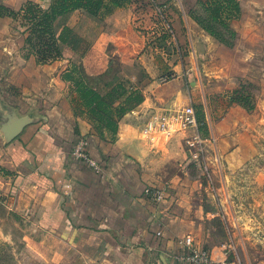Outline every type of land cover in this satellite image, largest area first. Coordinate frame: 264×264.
<instances>
[{
  "label": "crops",
  "instance_id": "obj_1",
  "mask_svg": "<svg viewBox=\"0 0 264 264\" xmlns=\"http://www.w3.org/2000/svg\"><path fill=\"white\" fill-rule=\"evenodd\" d=\"M30 1L45 3L0 0V169L7 172L0 174V189L10 194L12 210L34 219L27 241L41 264H183L176 256L188 235L208 249L199 237L211 214L208 190L203 178L189 175L195 132L176 125L164 132L145 129L149 121L196 103L182 83L193 68L171 55L157 60L148 50L158 37L156 24H162L156 6L168 11L180 42L190 49L188 61L201 58L203 71L215 77L216 91L208 93H226L213 115L209 96L198 103L209 127L203 133L199 123V133L223 164L244 152L256 155L255 143L245 151L244 138L251 142L264 123V0H238L231 46L192 17L211 0L193 6L190 0H138L97 19L77 11L69 23L90 44L88 52L81 57L66 48L64 57L47 63L38 61L21 21L11 16ZM167 74L176 79L162 83ZM69 75L98 78L107 90L116 79H126L144 98L119 120L115 134L102 136ZM237 91L250 96V110L238 102L229 105ZM79 146L91 162L75 155ZM149 186L165 190L162 202L145 195Z\"/></svg>",
  "mask_w": 264,
  "mask_h": 264
},
{
  "label": "rangeland",
  "instance_id": "obj_2",
  "mask_svg": "<svg viewBox=\"0 0 264 264\" xmlns=\"http://www.w3.org/2000/svg\"><path fill=\"white\" fill-rule=\"evenodd\" d=\"M190 2L191 6L197 0ZM199 9L196 10L201 11ZM164 15L169 26L159 17L162 24L159 25L158 21L155 27L158 30L155 32V38L158 37L150 41L152 45L148 50L157 60L164 61L171 55L174 62L193 68L190 79L186 82L182 80L192 92V102H196L190 106H194L196 111L197 108L204 107L198 103L207 95L212 101L210 113L213 115L216 104L220 105L226 93H208V88L211 92L216 91L215 77L206 71V67L203 71L201 58L197 57L194 62L188 61L190 49L185 45V41L180 42L177 31L168 18V11H165ZM163 35L167 36L166 40L162 39ZM187 45L190 47V44ZM121 65L120 60H117L115 68L119 69ZM98 81L100 80L97 78H91L89 82L96 84ZM103 92L106 93L107 90ZM229 100L230 106L236 103L233 99ZM82 107L84 108L83 105ZM183 108L175 109L172 113ZM90 124L93 125L91 121ZM261 125L258 132H253L251 142L249 136L244 138L245 151L255 143V156L249 158V153L244 152L239 157H230L229 161H223L222 164L216 155V148L212 145V148L206 146L202 160H191L189 175L195 179H204L203 185L208 190L205 191L206 209L211 212L210 216L207 214L202 225L199 235L201 244L221 260L239 257L247 264H264V123ZM189 139L191 135L187 137V140ZM236 160L244 162L237 163L238 167H235ZM207 163L212 168L209 166L206 169L203 166ZM172 170L173 168L167 172ZM9 199L10 194H3L0 189V264H41L36 255L38 251L28 245L29 241L31 242L30 229L34 219L12 210L15 204L9 203Z\"/></svg>",
  "mask_w": 264,
  "mask_h": 264
},
{
  "label": "trees",
  "instance_id": "obj_3",
  "mask_svg": "<svg viewBox=\"0 0 264 264\" xmlns=\"http://www.w3.org/2000/svg\"><path fill=\"white\" fill-rule=\"evenodd\" d=\"M138 0H45L44 4L27 2L18 12L11 16L21 21L20 31L26 34V42L35 53L39 62L47 63L64 57L65 49L85 56L90 44L79 36L69 23V16L77 11L85 12L93 19L102 13H110ZM151 4V2H150ZM203 10L193 11L192 17L214 38L226 45H232L236 32L231 28L230 21L240 15L238 0H211L203 4ZM167 39L166 35L162 36ZM68 78L72 81L77 93L90 117L94 128L104 136V132L115 134L119 120L132 111L143 100V94L137 86L126 79H116L109 90L97 88L84 75ZM98 79V78H97ZM89 80V81H88ZM99 80V79H98ZM107 90L106 93L103 90ZM235 102L249 108L250 96L237 91L231 96ZM249 108L248 110H250ZM198 121L204 133H208V123L204 107L197 108ZM6 174L0 169V174Z\"/></svg>",
  "mask_w": 264,
  "mask_h": 264
},
{
  "label": "built area",
  "instance_id": "obj_4",
  "mask_svg": "<svg viewBox=\"0 0 264 264\" xmlns=\"http://www.w3.org/2000/svg\"><path fill=\"white\" fill-rule=\"evenodd\" d=\"M156 11L159 17L163 20L166 26H169L168 21L164 15L165 9L156 6ZM174 78L173 74H167L161 78V82L165 83ZM166 114L160 118H154L155 121H149L146 125V131L151 132L155 130L168 131L172 125H176L177 130H193L195 132L192 137L191 144L197 148V152L193 154L195 161L202 160L207 140L199 133V121L196 109L193 106H186L183 109ZM75 155L84 160L91 162L87 152L83 146H79ZM94 165V163L92 162ZM145 195L152 198L156 202H162L165 198V190L155 186H149L145 190ZM185 250L182 254L176 256L177 261L183 264H247L241 258L236 257L231 260H221L215 256L210 250L198 246L195 238L191 235L184 239Z\"/></svg>",
  "mask_w": 264,
  "mask_h": 264
}]
</instances>
